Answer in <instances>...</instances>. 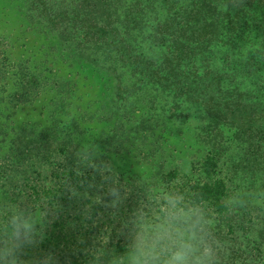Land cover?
<instances>
[{
  "label": "trees",
  "instance_id": "trees-1",
  "mask_svg": "<svg viewBox=\"0 0 264 264\" xmlns=\"http://www.w3.org/2000/svg\"><path fill=\"white\" fill-rule=\"evenodd\" d=\"M79 4L82 18L78 10L69 8L47 17L54 23L81 19L96 43L107 36L102 44L108 53L119 50L115 63H123L121 76L127 72L168 95L170 101L155 106L165 119L194 106L206 122L202 127L206 142L215 131L216 138L233 130L229 140L244 146L228 155L234 171L240 177L252 174L264 190V0H82ZM19 70L15 78L19 92L37 93L47 85L27 66ZM193 114L189 112L188 119ZM33 135L26 130L22 137L25 143L41 146L34 158L23 159L32 164L31 169L20 166L13 155L0 157V243L4 228L16 216L32 221L39 214L29 236L21 238L17 264H127L138 215L151 208L140 202V206L129 204L134 216L123 211L120 217L116 209L121 201L112 191V197L100 198L114 199L111 207L116 208L109 207L107 214L106 201L99 200L98 193L108 185L96 184L104 180L101 170L95 167V158L80 152L79 139ZM219 162L220 157H205L209 176ZM222 173L224 169L210 179L193 181L174 168L165 178L175 182L171 193L203 215L214 264H246L247 257L249 264H260L263 256L256 255L260 248L251 236L256 231L263 235L264 223L253 219L245 223V216L235 220L234 182ZM214 222L216 238L208 232ZM237 239L244 247L235 246Z\"/></svg>",
  "mask_w": 264,
  "mask_h": 264
},
{
  "label": "rangeland",
  "instance_id": "rangeland-1",
  "mask_svg": "<svg viewBox=\"0 0 264 264\" xmlns=\"http://www.w3.org/2000/svg\"><path fill=\"white\" fill-rule=\"evenodd\" d=\"M81 1L0 0V157L13 155L20 166L31 169L32 164L23 159L34 158L41 146L25 143L22 137L26 130L42 138L50 133L71 135L79 139L80 152L95 158V167L102 171L104 180L96 184L105 183L108 188L99 191V200L112 197V191L118 193L121 204L116 210L120 217L123 211L133 215L129 204L153 209L157 200L163 202L175 185L165 174L174 168L193 181L210 179L224 169L222 176L228 174L234 182L235 220L245 216V223L249 219L264 223L262 181L248 172L242 177L237 175L232 157L228 156L244 149L239 142L229 140L233 130H224V137L219 134L216 138L215 131L206 142L202 132L206 122L194 106L179 110L172 120L165 119L155 106L166 101L168 95L150 89L127 72L121 76L125 71L123 63H115L119 50L108 53L102 44L107 36H100L101 43H96L81 19H55V23L48 19L67 8L78 10L82 18ZM22 65L43 77L47 83L44 89L37 93L16 90L19 82L15 78ZM191 111L194 114L188 119ZM207 155L220 157V166L211 176L205 171ZM113 200L101 201H106L108 209ZM149 213L143 211L145 215ZM39 221L40 215L36 214L31 221L33 228ZM208 229L216 238V223ZM255 233L251 239L259 245L260 250L255 252L263 256L261 264L264 234ZM238 241L235 246L244 247ZM248 260L247 257L246 264Z\"/></svg>",
  "mask_w": 264,
  "mask_h": 264
},
{
  "label": "clouds",
  "instance_id": "clouds-1",
  "mask_svg": "<svg viewBox=\"0 0 264 264\" xmlns=\"http://www.w3.org/2000/svg\"><path fill=\"white\" fill-rule=\"evenodd\" d=\"M156 203L150 217L142 212L138 215L127 264H214V247L199 209L186 206L183 198L173 193ZM32 228V222L19 215L4 228L0 264H17L21 238L28 237Z\"/></svg>",
  "mask_w": 264,
  "mask_h": 264
}]
</instances>
